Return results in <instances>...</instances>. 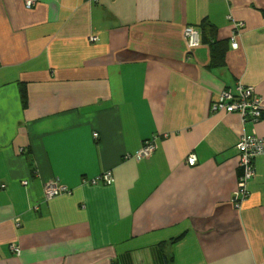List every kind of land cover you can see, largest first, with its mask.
<instances>
[{
    "label": "crops",
    "instance_id": "0c3cea01",
    "mask_svg": "<svg viewBox=\"0 0 264 264\" xmlns=\"http://www.w3.org/2000/svg\"><path fill=\"white\" fill-rule=\"evenodd\" d=\"M239 84L264 104V0H0V264H264V116L211 108Z\"/></svg>",
    "mask_w": 264,
    "mask_h": 264
},
{
    "label": "built area",
    "instance_id": "2783aa9c",
    "mask_svg": "<svg viewBox=\"0 0 264 264\" xmlns=\"http://www.w3.org/2000/svg\"><path fill=\"white\" fill-rule=\"evenodd\" d=\"M32 4L33 0H25L26 7H31ZM184 36L189 48L199 45V33L193 26H185ZM232 46L237 47V42L233 41ZM211 108L215 111L239 113L253 120L260 119L262 113H264V104L254 88L252 86H242L241 84L237 86L236 94L231 92L230 89L222 91L218 98L211 102ZM93 135L94 137L98 136L97 132H94ZM237 147L240 152L239 165L242 168L237 195L239 196L240 193L245 197L248 193L246 184L253 175L251 163L256 155L264 154V140L256 134H243L237 142ZM154 148L152 139H145L134 154L126 155V157L134 156L137 159L148 157L152 155ZM195 162V155L187 157L188 164L194 165ZM99 178L106 184L114 181L110 170L100 174ZM89 182L95 183V179H90ZM43 189L45 199L49 200L58 195H69L72 191L69 187L57 181L46 182Z\"/></svg>",
    "mask_w": 264,
    "mask_h": 264
},
{
    "label": "trees",
    "instance_id": "16d2710c",
    "mask_svg": "<svg viewBox=\"0 0 264 264\" xmlns=\"http://www.w3.org/2000/svg\"><path fill=\"white\" fill-rule=\"evenodd\" d=\"M192 26V25H191ZM201 26V41L202 43H207L210 46V56L216 64H221L224 62V52L226 51V42L224 40H218L216 38V28L208 20L204 19L200 23ZM20 98L23 106L27 105V90L23 86L20 90ZM264 113H262V117ZM242 173V168H240V174Z\"/></svg>",
    "mask_w": 264,
    "mask_h": 264
}]
</instances>
